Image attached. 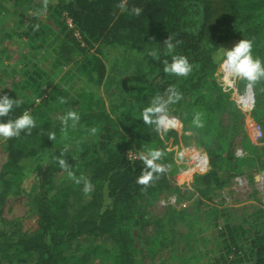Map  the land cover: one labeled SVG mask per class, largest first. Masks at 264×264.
<instances>
[{"label":"trees","instance_id":"16d2710c","mask_svg":"<svg viewBox=\"0 0 264 264\" xmlns=\"http://www.w3.org/2000/svg\"><path fill=\"white\" fill-rule=\"evenodd\" d=\"M121 2L57 0L54 6L41 8L44 15L52 12L55 18L52 23L62 34V42L46 58L47 71L33 65L24 72L20 84L4 92L22 103L12 110L10 117L0 118H15L27 111L36 120V127L31 131L8 138L7 160L0 170V207H4L8 197L23 182L24 160L45 155V162L35 168L39 190L32 204L38 216L37 229L32 233L0 229V264H95V258L101 253L109 254L114 249L116 253L110 255L106 264H137L138 242L134 230L141 231L147 223L137 200L154 197L161 190L176 189L169 166L162 160L158 162L166 166L164 174L148 185L137 183L144 165L139 156L131 159L122 148L147 153L153 148L143 144H152L159 134L155 125L146 124L143 119L135 123L131 110L114 117L107 111L104 98L92 89L93 85H101L108 75L103 44L142 50L160 46L170 35L174 42L179 41L172 55L186 56L192 71L177 80L175 75L165 74L163 60H171V55L165 52L153 61V73H161L162 78L153 79L146 88L153 99L160 96L171 104L175 101L168 102V97L164 100L170 86L179 93L184 89L195 92L183 123L197 132V148L204 166L191 169L186 177L198 192L201 205H207L217 190L244 173L246 162H258L264 169V148L258 149L252 143L245 128L241 140L245 155L237 157L231 151L233 133L224 132L218 115L233 105L230 94L217 82L220 47L231 48L241 39H249L261 51L258 46L264 40V0H223L222 3L217 0H124L129 7L142 6L144 11L140 16L121 11L118 7ZM64 15L72 25L63 19ZM24 19L27 31L20 35L35 36L44 30L43 20L34 12H29ZM64 67L69 68L61 80L54 82L53 78L59 77ZM74 73L86 85L72 92L64 87L62 80ZM205 86L208 92L204 91ZM24 94H33L38 102L27 100ZM69 110L76 111L80 119L75 126L69 121L64 128L60 117ZM197 114L202 122L199 127L193 123ZM254 115L256 120L260 119ZM49 133L55 138L51 139ZM90 133H96L97 141L76 155L58 147L71 134ZM180 134L179 123L165 131V137L172 136L176 141L182 139ZM60 159L68 162V170L76 177L84 176L91 181L90 193L83 191L82 183L77 184L69 177L62 184L56 183L60 173H68L60 166ZM157 223L160 225L161 220ZM83 236L103 238L104 242L84 249L74 248V242ZM227 236L228 257L235 256L239 261L247 257L251 264H264V227L253 232L245 253L237 245L240 228H227Z\"/></svg>","mask_w":264,"mask_h":264},{"label":"rangeland","instance_id":"374dc122","mask_svg":"<svg viewBox=\"0 0 264 264\" xmlns=\"http://www.w3.org/2000/svg\"><path fill=\"white\" fill-rule=\"evenodd\" d=\"M217 1L222 3L223 0ZM56 3L57 0H0V95L20 84L24 72L34 67L33 65L43 72L49 69L45 60L58 49L63 36L52 23L55 20L52 12L44 15L41 8L54 6ZM29 12H34L38 19L43 20L44 30L38 35L26 37L20 34L27 31L23 19ZM63 19L70 25V19L66 15ZM165 42L160 46L142 50L130 46L102 45L108 75L101 85H93L92 89L104 98L107 111L114 117L119 118L124 112L131 110L135 123L142 120L144 108L153 100L146 88L147 84L153 79L158 81L162 78L161 73H153L155 59L147 55V50L156 48L163 54L166 52L163 45ZM258 47H261V51L253 46V54L264 60V40ZM68 68L64 67L60 76L53 78L54 82L61 80ZM223 76L224 70L220 68L217 82L230 94L233 106L230 110L219 113L218 121L226 134L233 133V154L243 157L238 155L237 150L243 148L241 140L244 128L248 135L251 120H254L262 125L264 131V79L247 89L244 99L252 98L253 87L255 100L252 109L246 110L238 105L237 96L249 85L248 82L237 78L226 82ZM180 77L184 76H175V79ZM62 82L72 92L85 88L86 85L85 80L75 73L65 77ZM204 91H209L207 86ZM180 94L179 101L165 103L164 114L168 117V127L173 125L171 121L179 123L182 139L176 141L172 136L165 137L166 129L162 128L157 130L159 138L152 144H143L144 147L162 151L160 160L169 166L168 172L176 189L161 190L154 197L144 196L137 200V206L147 221L141 231L134 230L138 242L137 264H251L247 257H243L242 261L235 260V256L228 257L227 245L230 242L227 241V228H240L241 236L237 238V245L242 247L243 253L247 252L253 232L264 227V169H261L258 162H246L245 172L239 175L248 180L244 188L240 189L235 185L234 177L230 183L214 193L211 202L201 205L198 192L190 184V178L186 177L191 169L204 166L197 148V132L183 123V117L191 108L195 92L184 89ZM23 97L38 102L33 94H24ZM167 97V93L164 94V100ZM51 108L55 107L51 105ZM254 113L260 119L256 120ZM96 139V133L79 136L71 134L70 137L63 138L58 147L65 149L70 155H76L86 145L92 146ZM7 142L8 139L0 137V170L7 160ZM254 144L258 149L264 148V138ZM122 149L131 159L137 158L141 153L134 148ZM180 153H183L182 157ZM250 155L251 153L248 156ZM45 160V155L24 160L26 168L23 182L8 197L4 207H0V229H20L19 231L27 233L37 229L38 216L32 204V199L39 190L35 168ZM68 177V173H60L56 177V183L62 184ZM224 194L227 199L223 197ZM172 195L177 196V203L164 205L163 200ZM107 202L110 204L111 201ZM173 212L175 214L171 215ZM157 220H161L160 225ZM103 242V238L83 236L74 242V248L84 249ZM115 253L116 249L109 254L101 253L94 263L106 264L110 255Z\"/></svg>","mask_w":264,"mask_h":264},{"label":"clouds","instance_id":"9594fccd","mask_svg":"<svg viewBox=\"0 0 264 264\" xmlns=\"http://www.w3.org/2000/svg\"><path fill=\"white\" fill-rule=\"evenodd\" d=\"M118 7L121 11H127L132 15L140 16L144 11L142 6L129 5L122 0ZM179 41L174 42L173 36H169L165 46L166 52L171 55V60H163V72L165 74L175 76H187L192 71V65L188 58L183 55H172ZM253 43L249 39H241L235 43L231 48L220 47L218 59L221 61L220 68L224 70V81L228 82L232 78L242 79L248 82L249 85L255 84L257 81L264 79V60L253 54ZM147 55L155 60L161 57L160 50L153 48L147 50ZM166 93L168 95V102H174L181 99V94L173 86H170ZM63 102V101H62ZM22 101L19 98H12L7 93L0 95V118L10 117V113L15 107H19ZM165 101L160 96L155 97L149 106L145 107L142 112V119L144 123L155 125L157 130L167 129L168 117L164 114ZM79 115L76 111L69 110L60 117L61 124L66 128L69 121L72 126H75L79 121ZM174 125L175 121H171ZM193 123L196 126H202L199 114L194 117ZM36 127L35 118L27 111L7 120L0 119V137L4 139L18 137L25 130L31 131ZM49 137L54 139L53 133H49ZM181 157L183 153L179 154ZM163 153L159 149H149L147 153L141 152L139 159L144 165V170L141 175L137 177V183L148 185L154 179H158L161 174H164L167 169L166 166L159 163ZM59 164L62 168L68 170L69 164L65 159H60ZM68 176L74 179L77 184H83V191L90 193L92 191L91 181L84 176L76 177L71 170H68Z\"/></svg>","mask_w":264,"mask_h":264},{"label":"built area","instance_id":"2783aa9c","mask_svg":"<svg viewBox=\"0 0 264 264\" xmlns=\"http://www.w3.org/2000/svg\"><path fill=\"white\" fill-rule=\"evenodd\" d=\"M70 25H72L71 20H70ZM251 85H247V87H245V89L242 91V93L238 94L237 96V103L240 107H242L243 109L246 110H250L252 109L253 105H254V91H253V87H251V91H252V98H246L244 99V96L246 95L247 89L250 87ZM248 135L250 137V139L252 140L253 143H259L263 138H264V131H263V127L260 123L251 120V126H250V130L248 131ZM238 155L239 156H244L245 152L243 150V148H239L237 150ZM248 183V180L245 176H236L235 177V185L238 188H244ZM262 183L264 184V181H262ZM224 198L227 199V196L224 194L223 195ZM178 201V198L176 195H172L170 196L168 199L163 200V204L164 205H169V204H176Z\"/></svg>","mask_w":264,"mask_h":264}]
</instances>
